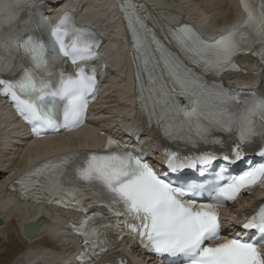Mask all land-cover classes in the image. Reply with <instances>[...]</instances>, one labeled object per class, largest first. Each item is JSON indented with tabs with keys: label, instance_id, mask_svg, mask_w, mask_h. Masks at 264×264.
Here are the masks:
<instances>
[{
	"label": "snow or ice",
	"instance_id": "6c2138e0",
	"mask_svg": "<svg viewBox=\"0 0 264 264\" xmlns=\"http://www.w3.org/2000/svg\"><path fill=\"white\" fill-rule=\"evenodd\" d=\"M240 4L244 19L212 43L187 26L172 30L179 54L169 52L154 37L149 39L135 5L129 2L121 9L136 32L140 112L168 140L199 150L185 155L166 150L167 171L162 176L141 156L109 139L105 154L88 155L76 167L74 179L67 175L69 158H60L59 163L45 162L18 180L34 203H56L85 213L75 229L81 238L77 257L81 264H94L93 257L114 246L109 232L115 230L119 239L124 229L144 249L160 257L183 258L184 264H264L257 241L243 238L252 230L264 238V205L239 221L244 232L231 238L221 235L217 211L242 192L264 187V163L242 174H228L229 165L242 161L253 145L264 158V95L241 99L204 78L238 70L234 63L238 55L250 54L264 64V0H240ZM40 7L39 0H0V95L10 99L36 137L47 129L71 131L81 125L98 83L97 69L89 67L94 59L93 34L76 28L68 14L49 25ZM25 8L40 18L24 21L21 27L19 14ZM68 61L74 75L63 68ZM215 133L226 135L220 138ZM210 170H215L216 181L211 188L204 182ZM210 190L214 192L210 202L197 199ZM96 206L107 207L115 222L97 226L96 214L88 213Z\"/></svg>",
	"mask_w": 264,
	"mask_h": 264
},
{
	"label": "bare ground",
	"instance_id": "6f19581e",
	"mask_svg": "<svg viewBox=\"0 0 264 264\" xmlns=\"http://www.w3.org/2000/svg\"><path fill=\"white\" fill-rule=\"evenodd\" d=\"M54 16L59 11H74L80 18V23H97L101 31L99 51L107 56L111 68V76L103 84L96 102L90 108L88 130L81 129L76 133L60 135L30 143V137L25 129L14 120L7 107H2L0 100V235L9 226H16L23 239L21 249L15 247V235L8 234V245L4 255L6 261L0 264H60L65 260L72 248H69L71 239L67 229L63 228L62 220L65 214L59 207H46L43 204L35 205L20 202L18 199L5 193L7 184L21 176L33 165L54 156H61L75 151L79 146H91L104 141L98 135L104 133L116 139H124L134 145L138 144L152 155L149 159L155 167H161L159 155L164 145L150 135H142V126L139 125L134 112L135 99L133 89L129 84L128 67L123 59L125 47L123 45L124 31L122 23L118 21L117 11L110 0H47ZM145 3L161 24L173 25L175 22L188 19L195 22L203 34L217 32L219 29L239 23L243 14L237 11L235 0H137ZM95 26V24H94ZM95 26L96 28H98ZM242 63L249 69L246 75H229L231 84L247 82L252 86L260 85L264 90V76L256 78L252 73L257 66L250 59H243ZM139 136V139H135ZM16 155V157H14ZM251 157L256 155L252 153ZM248 200V205H247ZM254 199L245 198L230 208V216H237L246 207L254 205ZM247 205V206H246ZM239 206L241 209H235ZM45 216V217H43ZM73 219L70 215H66ZM43 218L37 234L28 239L22 228L29 223H36ZM136 256V264H153L147 262L134 248H130ZM67 250L68 254H67ZM23 252V253H22ZM22 253V254H21ZM18 255L19 257H17ZM14 257L16 259H14ZM110 259H113L111 256ZM158 264V263H157ZM162 264V263H159Z\"/></svg>",
	"mask_w": 264,
	"mask_h": 264
},
{
	"label": "rangeland",
	"instance_id": "374dc122",
	"mask_svg": "<svg viewBox=\"0 0 264 264\" xmlns=\"http://www.w3.org/2000/svg\"><path fill=\"white\" fill-rule=\"evenodd\" d=\"M16 155L17 154H15L14 157H16ZM9 233L15 235V237L17 239V240H15V241H17V242H15V247L18 248L17 252L23 250V248L21 249V245H22L23 239L21 238V235H19L17 227L16 226H9L8 228H6V230L3 231V235H0V260L1 261H6L7 260V257L4 255V253H5L6 249H7V245H8L7 238H8V234ZM23 252H24V250H23ZM16 256L19 257L18 255H16ZM16 258L14 257V259H16ZM12 261L13 260L8 262L7 264H10Z\"/></svg>",
	"mask_w": 264,
	"mask_h": 264
},
{
	"label": "water",
	"instance_id": "95a60500",
	"mask_svg": "<svg viewBox=\"0 0 264 264\" xmlns=\"http://www.w3.org/2000/svg\"><path fill=\"white\" fill-rule=\"evenodd\" d=\"M43 223V220H39L36 223H29L27 225H24L22 228V232L24 236L28 239H32L38 232L41 224ZM3 225L2 219H0V226Z\"/></svg>",
	"mask_w": 264,
	"mask_h": 264
}]
</instances>
